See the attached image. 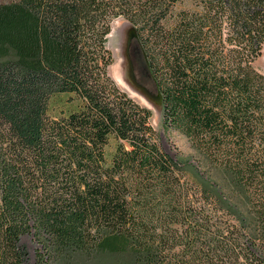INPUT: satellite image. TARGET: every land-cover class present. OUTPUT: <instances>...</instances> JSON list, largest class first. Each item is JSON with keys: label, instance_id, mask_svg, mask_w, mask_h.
<instances>
[{"label": "trees", "instance_id": "16d2710c", "mask_svg": "<svg viewBox=\"0 0 264 264\" xmlns=\"http://www.w3.org/2000/svg\"><path fill=\"white\" fill-rule=\"evenodd\" d=\"M119 17L201 181L109 75ZM263 45L264 0L0 1V264H264Z\"/></svg>", "mask_w": 264, "mask_h": 264}, {"label": "rangeland", "instance_id": "374dc122", "mask_svg": "<svg viewBox=\"0 0 264 264\" xmlns=\"http://www.w3.org/2000/svg\"><path fill=\"white\" fill-rule=\"evenodd\" d=\"M181 6L177 5V8ZM106 46L111 51L113 59L108 68L109 75L119 88L127 92L135 101L150 109V123L156 131L157 143L161 149L185 165L186 177L189 180L201 181L199 175L195 173V168L198 167L197 170L200 174L208 169L203 165L197 166V156L189 141L182 134L164 127L159 92L147 70L140 44L127 20L119 17L112 22ZM262 64H264V45L261 55L254 63L260 72H263ZM114 147L115 141L111 140L106 148L107 155L112 153ZM21 244L27 252V264H37L36 250L39 247L33 235L22 236ZM50 264H123V260L108 253H95L89 258L80 254H69V256L57 258Z\"/></svg>", "mask_w": 264, "mask_h": 264}, {"label": "crops", "instance_id": "0c3cea01", "mask_svg": "<svg viewBox=\"0 0 264 264\" xmlns=\"http://www.w3.org/2000/svg\"><path fill=\"white\" fill-rule=\"evenodd\" d=\"M262 65H263V67H262V69H263V70H262V69H261V70H262L263 72H261V73H263V74H264V64H262Z\"/></svg>", "mask_w": 264, "mask_h": 264}]
</instances>
